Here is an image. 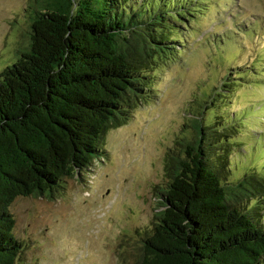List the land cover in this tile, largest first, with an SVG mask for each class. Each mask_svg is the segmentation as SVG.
I'll use <instances>...</instances> for the list:
<instances>
[{
    "label": "trees",
    "instance_id": "16d2710c",
    "mask_svg": "<svg viewBox=\"0 0 264 264\" xmlns=\"http://www.w3.org/2000/svg\"><path fill=\"white\" fill-rule=\"evenodd\" d=\"M134 1L33 0L28 49L0 70V264H17L25 248L12 203L55 198L107 157L106 134L150 98L155 66L187 48L172 34L195 0L150 15ZM202 115L168 151L162 204L140 235L137 264H264V176L227 178L225 141L238 129ZM217 140L226 147L216 151Z\"/></svg>",
    "mask_w": 264,
    "mask_h": 264
},
{
    "label": "rangeland",
    "instance_id": "374dc122",
    "mask_svg": "<svg viewBox=\"0 0 264 264\" xmlns=\"http://www.w3.org/2000/svg\"><path fill=\"white\" fill-rule=\"evenodd\" d=\"M136 1L149 15L171 1L174 13L187 8L181 0ZM197 1L172 34L179 39L172 44L187 48L177 46V54L155 66L150 98L106 134L107 157L69 179L55 198L12 203L15 233L25 244L17 264H137L140 235L162 204L168 151L197 114L206 123L220 120L214 127L231 119L238 129L225 141L234 165L227 178L264 176V0ZM33 3L0 0V70L28 49ZM214 144L216 151L226 147Z\"/></svg>",
    "mask_w": 264,
    "mask_h": 264
}]
</instances>
